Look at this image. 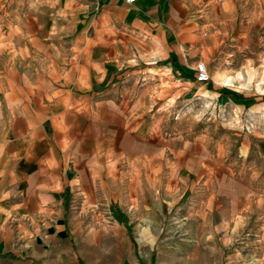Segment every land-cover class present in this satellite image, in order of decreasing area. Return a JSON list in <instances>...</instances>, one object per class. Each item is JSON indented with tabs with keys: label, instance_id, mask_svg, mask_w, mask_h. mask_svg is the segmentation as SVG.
Instances as JSON below:
<instances>
[{
	"label": "crops",
	"instance_id": "1",
	"mask_svg": "<svg viewBox=\"0 0 264 264\" xmlns=\"http://www.w3.org/2000/svg\"><path fill=\"white\" fill-rule=\"evenodd\" d=\"M204 3L35 0L0 73V222L14 218L24 235L27 219L63 216L80 227L83 216L108 215L155 234L174 217L191 234L194 262H246L255 256L241 254L248 237H233L251 231L264 262V224L248 227L254 213L264 220V162L233 174L205 138L152 125L181 72L197 80ZM9 233L0 224V253L33 259L9 249ZM145 241L133 247L150 248Z\"/></svg>",
	"mask_w": 264,
	"mask_h": 264
},
{
	"label": "rangeland",
	"instance_id": "2",
	"mask_svg": "<svg viewBox=\"0 0 264 264\" xmlns=\"http://www.w3.org/2000/svg\"><path fill=\"white\" fill-rule=\"evenodd\" d=\"M203 1L201 11L207 10L209 17L201 15L200 20L207 40L201 43L197 65H207L210 79L202 82L184 76L167 103L154 105L152 125L167 134L182 132L205 138L233 174L250 173L252 163L264 162V0ZM33 15L35 0H0V73L12 53L16 22L27 24ZM218 88L258 96L260 101L254 105L237 102ZM107 202L103 201L104 208ZM2 220L0 224L11 230L9 249L33 259L20 263L0 253V264H198L192 258L191 234L184 233L174 217L155 234L125 230L108 215L83 216L80 227L69 217L64 221L63 216L41 217L36 224L27 219L24 235L15 234L14 218ZM262 224L264 220L254 213L248 227ZM244 237L249 245L241 254L255 256L242 264H264L254 248L255 231L237 234L233 240L243 242ZM146 238L150 248L133 247L134 241L143 243ZM216 252L226 256L228 249ZM206 253L201 250V261Z\"/></svg>",
	"mask_w": 264,
	"mask_h": 264
},
{
	"label": "trees",
	"instance_id": "3",
	"mask_svg": "<svg viewBox=\"0 0 264 264\" xmlns=\"http://www.w3.org/2000/svg\"><path fill=\"white\" fill-rule=\"evenodd\" d=\"M173 64L176 66L175 61L173 62ZM181 73H183L186 78H193V76L191 74H187L186 72L185 73L181 72ZM210 85H211V87H214L212 83ZM218 90L221 93H223L224 95L228 96L229 98H231V99H233V100H235L237 102L248 101L249 105H254V104H256V103H258L260 101V100H258V96H245V95H243L241 93L232 92V91L226 90L224 88H218ZM4 256H9V257L16 258L11 253L4 254Z\"/></svg>",
	"mask_w": 264,
	"mask_h": 264
},
{
	"label": "built area",
	"instance_id": "4",
	"mask_svg": "<svg viewBox=\"0 0 264 264\" xmlns=\"http://www.w3.org/2000/svg\"><path fill=\"white\" fill-rule=\"evenodd\" d=\"M128 3H134L136 2V0H126ZM196 78L198 81H202V82H206L209 81L210 76L208 73V68L207 65L203 62H200L197 65V74H196Z\"/></svg>",
	"mask_w": 264,
	"mask_h": 264
}]
</instances>
